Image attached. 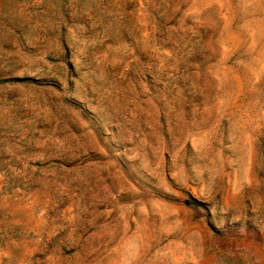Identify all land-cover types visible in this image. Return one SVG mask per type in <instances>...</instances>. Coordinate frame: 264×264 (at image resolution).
I'll return each mask as SVG.
<instances>
[{"label": "rangeland", "instance_id": "1", "mask_svg": "<svg viewBox=\"0 0 264 264\" xmlns=\"http://www.w3.org/2000/svg\"><path fill=\"white\" fill-rule=\"evenodd\" d=\"M0 264H264V0H0Z\"/></svg>", "mask_w": 264, "mask_h": 264}, {"label": "trees", "instance_id": "2", "mask_svg": "<svg viewBox=\"0 0 264 264\" xmlns=\"http://www.w3.org/2000/svg\"><path fill=\"white\" fill-rule=\"evenodd\" d=\"M8 80H16V81H19V80H24L23 78H8V79H3V80H0V82H3V81H8Z\"/></svg>", "mask_w": 264, "mask_h": 264}]
</instances>
